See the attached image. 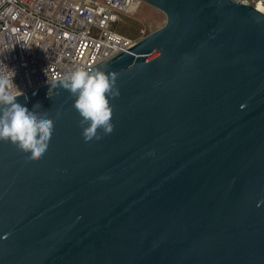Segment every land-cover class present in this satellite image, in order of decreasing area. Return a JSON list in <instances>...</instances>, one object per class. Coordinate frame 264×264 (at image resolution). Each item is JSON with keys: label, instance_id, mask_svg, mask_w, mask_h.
<instances>
[{"label": "water", "instance_id": "95a60500", "mask_svg": "<svg viewBox=\"0 0 264 264\" xmlns=\"http://www.w3.org/2000/svg\"><path fill=\"white\" fill-rule=\"evenodd\" d=\"M141 1L163 25L87 68L116 73L111 134L60 80L16 98L54 129L39 161L0 142V264H264V12Z\"/></svg>", "mask_w": 264, "mask_h": 264}, {"label": "built area", "instance_id": "2783aa9c", "mask_svg": "<svg viewBox=\"0 0 264 264\" xmlns=\"http://www.w3.org/2000/svg\"><path fill=\"white\" fill-rule=\"evenodd\" d=\"M255 6L262 0H235ZM141 0H0V61L23 92L87 69L130 46L115 30ZM114 25V26H113Z\"/></svg>", "mask_w": 264, "mask_h": 264}, {"label": "clouds", "instance_id": "9594fccd", "mask_svg": "<svg viewBox=\"0 0 264 264\" xmlns=\"http://www.w3.org/2000/svg\"><path fill=\"white\" fill-rule=\"evenodd\" d=\"M15 75L14 69L0 61V142H10L19 151L30 153L27 161H39L49 146L54 121L47 111H38L39 103L29 110L17 102L16 98L24 93L15 85ZM59 86L75 97L73 107L81 117L79 124L85 142L102 139L101 133H112L109 98L119 96L115 72L80 68L60 78Z\"/></svg>", "mask_w": 264, "mask_h": 264}, {"label": "rangeland", "instance_id": "374dc122", "mask_svg": "<svg viewBox=\"0 0 264 264\" xmlns=\"http://www.w3.org/2000/svg\"><path fill=\"white\" fill-rule=\"evenodd\" d=\"M164 21L165 16L161 11L142 2L136 12L120 15L115 23V30L122 35L137 39L159 28Z\"/></svg>", "mask_w": 264, "mask_h": 264}, {"label": "bare ground", "instance_id": "6f19581e", "mask_svg": "<svg viewBox=\"0 0 264 264\" xmlns=\"http://www.w3.org/2000/svg\"><path fill=\"white\" fill-rule=\"evenodd\" d=\"M255 7H256L259 11L264 12V0L258 2V3L255 5Z\"/></svg>", "mask_w": 264, "mask_h": 264}]
</instances>
